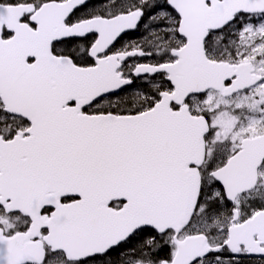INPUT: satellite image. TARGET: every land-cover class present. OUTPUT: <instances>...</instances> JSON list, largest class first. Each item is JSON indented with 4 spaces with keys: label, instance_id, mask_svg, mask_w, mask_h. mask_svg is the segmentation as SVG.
Returning a JSON list of instances; mask_svg holds the SVG:
<instances>
[{
    "label": "snow or ice",
    "instance_id": "6c2138e0",
    "mask_svg": "<svg viewBox=\"0 0 264 264\" xmlns=\"http://www.w3.org/2000/svg\"><path fill=\"white\" fill-rule=\"evenodd\" d=\"M0 264H264V0H0Z\"/></svg>",
    "mask_w": 264,
    "mask_h": 264
}]
</instances>
